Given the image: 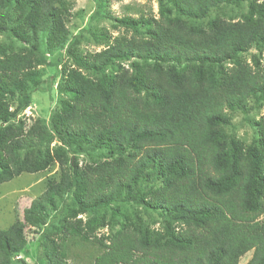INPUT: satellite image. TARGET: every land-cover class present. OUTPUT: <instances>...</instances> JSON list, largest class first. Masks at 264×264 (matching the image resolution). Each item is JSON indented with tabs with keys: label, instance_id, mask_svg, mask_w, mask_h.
<instances>
[{
	"label": "trees",
	"instance_id": "1",
	"mask_svg": "<svg viewBox=\"0 0 264 264\" xmlns=\"http://www.w3.org/2000/svg\"><path fill=\"white\" fill-rule=\"evenodd\" d=\"M157 2L158 17L116 18L123 34L94 35L105 48L79 52L65 26L68 0H0V32L29 45H0V184L54 162L62 171L0 229V264H25L16 257L27 226L38 230V258L67 264L57 241L98 239L107 224L92 264H238L249 251L245 264H264V122L249 144L225 130L232 112L264 100V67L242 57L264 47V0ZM244 2L241 19L208 18ZM42 37L46 52L65 48L71 62L58 59L49 125L26 129L13 119L40 83ZM78 154L91 163L80 167ZM59 203L55 240L47 219ZM120 203L132 209L116 219ZM80 214L89 215L82 226Z\"/></svg>",
	"mask_w": 264,
	"mask_h": 264
},
{
	"label": "rangeland",
	"instance_id": "2",
	"mask_svg": "<svg viewBox=\"0 0 264 264\" xmlns=\"http://www.w3.org/2000/svg\"><path fill=\"white\" fill-rule=\"evenodd\" d=\"M69 12L65 21V26L69 36L78 35L76 47L79 52L99 51L105 48L103 40H96L94 35L100 33L108 34L111 38L124 33V28L116 23V18L122 16L139 17L155 16L158 17L157 0H68ZM247 10V3L240 5L223 6L220 9L211 11L210 17L216 14L224 16L228 19L238 20L242 18V14ZM11 45L14 50L20 47L29 48V45L16 39H9L5 33L0 32V45ZM66 47V46H65ZM38 52L45 53V64L39 66L41 70V78L38 86H31L29 93L31 95L30 104L23 109L13 119L14 123L19 124L21 121L25 123L27 129L31 125L39 124L48 126L50 115L58 108V84L61 81V64L59 60H71L65 53V48L58 49L53 53L46 52L43 37L39 40ZM259 59L261 66L264 67V47L259 50L254 46L248 48L242 53V57L247 62H252V57ZM11 109L15 107V103H11ZM231 125L226 126L225 130L232 136L249 144L256 137L257 121L264 122V100L255 103L253 99L249 101V105L245 112L239 110L231 113ZM58 144L57 140H53L50 146ZM78 165L85 167L91 163L90 158L85 154L76 155ZM61 166L58 162L52 163L45 170L35 173H21L13 179L0 184V229L9 227L15 220H21L23 210L28 207L32 200L37 198L46 189L48 183H55L61 180ZM118 207L121 211L116 219H121V215L126 210H131L132 206L128 203H120ZM136 210V209H134ZM61 212L58 220L53 221L54 215ZM66 212V206L59 203V209L50 211L47 219L48 231L50 236L55 240L56 233L60 228L61 217ZM107 215H110L108 210ZM88 214H80L77 218L81 219L82 226L88 218ZM143 218L153 223L156 216L152 213L145 214ZM53 221V223H52ZM158 227V223L153 224ZM118 223L114 225V229L118 227ZM111 224L98 227L94 232L97 238H101L103 234L110 232ZM38 230L27 226L25 228L27 244L25 250L16 257L24 261L25 264H45L43 258H38L40 252L38 248ZM98 239L85 238L79 234L71 235L67 240L57 241L60 250L65 254L67 264H92L94 258L100 254L101 245ZM41 248V247H40ZM252 251L243 255L238 264H245L251 257ZM14 260L12 264H18Z\"/></svg>",
	"mask_w": 264,
	"mask_h": 264
}]
</instances>
